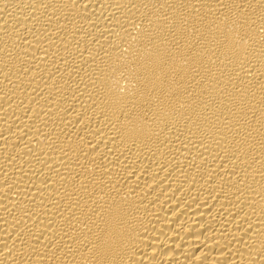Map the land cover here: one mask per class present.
I'll return each mask as SVG.
<instances>
[{
  "label": "bare ground",
  "instance_id": "6f19581e",
  "mask_svg": "<svg viewBox=\"0 0 264 264\" xmlns=\"http://www.w3.org/2000/svg\"><path fill=\"white\" fill-rule=\"evenodd\" d=\"M0 264H264V0H0Z\"/></svg>",
  "mask_w": 264,
  "mask_h": 264
}]
</instances>
